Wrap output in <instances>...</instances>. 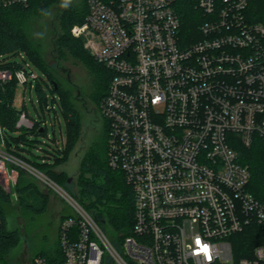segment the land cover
Instances as JSON below:
<instances>
[{
  "label": "built area",
  "instance_id": "built-area-1",
  "mask_svg": "<svg viewBox=\"0 0 264 264\" xmlns=\"http://www.w3.org/2000/svg\"><path fill=\"white\" fill-rule=\"evenodd\" d=\"M188 1L199 24L194 37L183 33L178 0H87L85 21L71 30L112 73L100 104L108 164L135 197L132 234L121 243L9 152L0 123V187L12 194L23 172L72 210L59 226V264H264V235L251 256L238 259L233 247L249 226L264 230V198L242 162V149L264 150V24L249 21L252 0ZM28 3L0 0V9ZM35 78L27 66L0 69V86L16 80L32 90ZM33 125L21 112L17 128ZM33 264L50 262L38 255Z\"/></svg>",
  "mask_w": 264,
  "mask_h": 264
},
{
  "label": "trees",
  "instance_id": "trees-1",
  "mask_svg": "<svg viewBox=\"0 0 264 264\" xmlns=\"http://www.w3.org/2000/svg\"><path fill=\"white\" fill-rule=\"evenodd\" d=\"M110 2L112 0H104ZM63 0H29L26 4H17L0 9V69L19 70L29 65L28 70L36 74L33 88L36 89L42 112L37 109L40 118L35 119L31 129H18L17 121L22 110L14 107V100L18 83L12 80L0 86V123L5 130L6 149L24 159L33 167L45 173L51 180L63 187L89 211L98 224L109 235L113 242L119 244L124 238L132 234L134 224L135 197L133 189L126 183L123 173L110 168L107 156V140L94 145L80 164L81 181L77 190L69 182L58 167L70 148L81 135V117L74 104L71 92L61 86L54 78L52 70L47 66L38 47L30 40L27 33V24L35 16L48 15L53 7H60ZM177 9L183 22V33L194 37L198 33L199 24L194 17L195 2L178 0ZM88 14L87 0L83 10L68 7L61 14L63 24V43L72 53L85 55L92 66L100 73L99 82L103 88L99 104L106 97L111 82L112 73L104 65L97 62L90 51L85 47V40L72 35V27L82 24ZM249 21L264 24V0H252L246 10ZM20 56L21 61L14 57ZM38 68L36 72L30 65ZM30 86V85H29ZM52 98H50L49 93ZM58 93V98L56 94ZM59 107V109L57 108ZM53 111V112H52ZM60 111V112H59ZM26 112V111H25ZM49 112L52 120L63 117L66 124V138L63 146H58L48 155L37 156L34 149H38L41 138L47 136ZM28 113V112H27ZM61 115V116H60ZM54 122V121H53ZM19 134L13 136V133ZM12 133V134H11ZM243 164L249 166L252 174L251 190L259 198H264V150L260 144L250 149H242ZM84 175L87 176L84 178ZM25 173L21 172L17 187L22 191L33 192L34 201L21 199L22 206L41 214L46 211L48 200L40 195L35 183L24 180ZM80 183V184H79ZM38 193L40 197L35 193ZM10 195L0 187V210L3 214V228L0 232V263H5L11 251L21 240L19 230L9 231L5 205L10 202ZM264 230L258 223L253 224L245 231L233 238L236 257L244 258L253 254V249L262 243ZM47 257L50 264H59L63 260V253L58 242L57 248Z\"/></svg>",
  "mask_w": 264,
  "mask_h": 264
},
{
  "label": "rangeland",
  "instance_id": "rangeland-1",
  "mask_svg": "<svg viewBox=\"0 0 264 264\" xmlns=\"http://www.w3.org/2000/svg\"><path fill=\"white\" fill-rule=\"evenodd\" d=\"M85 3L86 0H71L69 7L83 10ZM64 9L66 8L62 6L61 8L53 7L48 15L33 17L27 24V33L30 40L39 48L45 63L52 70L54 78L63 88L71 92L75 107L81 117V135L58 167L59 172L72 179V186L77 190V184L82 178L80 176L81 161L91 148L103 139L100 124L97 123L103 88L101 89L102 85L100 84L98 91H93V81L95 77L100 79V73L85 55L72 53L63 43L64 30L61 14ZM14 59L21 61L20 56L14 57ZM30 65L38 72V68L34 64L30 63ZM27 67L29 68V65ZM48 93L52 98L51 93ZM56 97H59L58 93ZM14 107L19 111L28 112L35 119L40 118L37 109L42 112L37 91L35 88L31 90L30 86L27 89L24 86H18ZM57 108L59 109V107ZM47 118L49 121L47 136L42 137L38 149H34V153L40 157L48 155L49 151L53 152L58 148L62 139L66 138V124L63 117L61 116L60 120H56L54 124L51 123L49 112H47ZM18 134L19 132L13 133V136ZM85 177L87 176L84 175ZM27 182L35 183L38 189L54 195L53 191L33 177H29ZM32 194L33 192L22 191L18 187L12 188L10 202L5 205L7 229L9 231L19 230L21 240L19 245L11 251L6 262L0 264H33V259L36 256L40 254L49 256L57 248L55 208H59L61 202L52 196L51 202L48 198L49 211L37 214L24 208L21 203V199L32 203L35 198L31 197ZM70 194L72 195V193ZM62 205L65 212H72L64 201Z\"/></svg>",
  "mask_w": 264,
  "mask_h": 264
},
{
  "label": "crops",
  "instance_id": "crops-1",
  "mask_svg": "<svg viewBox=\"0 0 264 264\" xmlns=\"http://www.w3.org/2000/svg\"><path fill=\"white\" fill-rule=\"evenodd\" d=\"M28 178H29V176L25 175L24 180H26V182H27ZM38 192L40 193V195L45 196V198H47V200L49 198L50 202L52 201L53 197L55 198V200L57 199L59 202H61V206L59 208H55V221H56L55 231H56V235H57V244H58V242H59V240H58L59 235L58 234H59L60 222H61L62 218L65 217L66 215H68L69 213L65 212V208L62 205L63 201L57 195H55V194L51 195V193H46L43 190H41L40 188H39ZM35 194H36V196L38 195L40 197V195L37 192ZM31 197H34V196L32 195ZM47 211H49L48 207L46 208L45 212H47Z\"/></svg>",
  "mask_w": 264,
  "mask_h": 264
},
{
  "label": "flooded vegetation",
  "instance_id": "flooded-vegetation-1",
  "mask_svg": "<svg viewBox=\"0 0 264 264\" xmlns=\"http://www.w3.org/2000/svg\"><path fill=\"white\" fill-rule=\"evenodd\" d=\"M99 85H100V82H99V79L95 77L94 81H93V85L92 87L94 88V92L99 88ZM101 89H102V86H101ZM98 91V90H97ZM96 91V92H97ZM103 95V94H102ZM97 123L100 124V127H101V132H102V137L103 139L105 138L106 139V126H105V121L99 111V113L97 114Z\"/></svg>",
  "mask_w": 264,
  "mask_h": 264
},
{
  "label": "clouds",
  "instance_id": "clouds-1",
  "mask_svg": "<svg viewBox=\"0 0 264 264\" xmlns=\"http://www.w3.org/2000/svg\"><path fill=\"white\" fill-rule=\"evenodd\" d=\"M71 3V0H63L62 7L68 8Z\"/></svg>",
  "mask_w": 264,
  "mask_h": 264
},
{
  "label": "water",
  "instance_id": "water-1",
  "mask_svg": "<svg viewBox=\"0 0 264 264\" xmlns=\"http://www.w3.org/2000/svg\"><path fill=\"white\" fill-rule=\"evenodd\" d=\"M71 180H72V179L70 178V179H69V182H71Z\"/></svg>",
  "mask_w": 264,
  "mask_h": 264
}]
</instances>
